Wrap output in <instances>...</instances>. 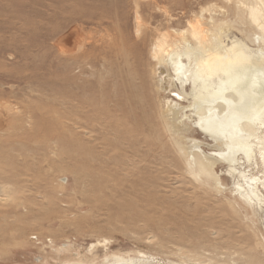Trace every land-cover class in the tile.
Returning a JSON list of instances; mask_svg holds the SVG:
<instances>
[{"label":"rangeland","instance_id":"rangeland-1","mask_svg":"<svg viewBox=\"0 0 264 264\" xmlns=\"http://www.w3.org/2000/svg\"><path fill=\"white\" fill-rule=\"evenodd\" d=\"M234 1L0 0V264H264L238 190L264 166L230 170L149 53L196 19L240 37Z\"/></svg>","mask_w":264,"mask_h":264},{"label":"bare ground","instance_id":"bare-ground-1","mask_svg":"<svg viewBox=\"0 0 264 264\" xmlns=\"http://www.w3.org/2000/svg\"><path fill=\"white\" fill-rule=\"evenodd\" d=\"M231 12L224 18L228 15L233 18L240 37L231 34L226 42L221 27L213 31L196 19L187 23L186 32L180 30L179 46L175 43L171 46L167 36L160 34L149 53L160 64L158 70L161 68L163 72L161 88L167 90L168 76L170 83L175 84L172 86H180L182 94L179 95L189 101L187 107L195 114L197 130L214 141V154L233 170L244 162L264 166V0H235ZM139 15L135 16L136 22L140 21ZM215 21L208 22L215 25ZM76 36L81 46L82 37ZM127 57L140 62L133 53ZM210 154L206 158L214 160ZM200 156H192L197 173L209 178L213 164ZM240 176L241 196L257 205L263 215L260 179L242 172ZM142 257L143 264H151L148 256ZM103 264L137 263L114 256L112 262Z\"/></svg>","mask_w":264,"mask_h":264}]
</instances>
